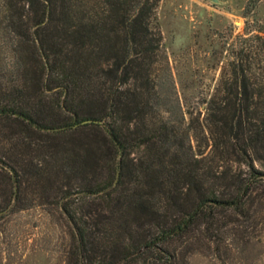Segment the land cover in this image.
<instances>
[{"label":"trees","instance_id":"obj_1","mask_svg":"<svg viewBox=\"0 0 264 264\" xmlns=\"http://www.w3.org/2000/svg\"><path fill=\"white\" fill-rule=\"evenodd\" d=\"M160 2L0 0V211L60 209L65 264H177L188 241L224 260L264 224L263 30L221 34L198 154L163 117Z\"/></svg>","mask_w":264,"mask_h":264},{"label":"rangeland","instance_id":"obj_2","mask_svg":"<svg viewBox=\"0 0 264 264\" xmlns=\"http://www.w3.org/2000/svg\"><path fill=\"white\" fill-rule=\"evenodd\" d=\"M246 4L247 0H161L157 9L163 35L161 67H169L175 84L173 99L179 107L174 114L163 111V117L176 120L177 125L184 120L183 129L198 154L211 150L205 117L219 78L218 60L227 57L221 34L228 38L243 33L248 20L254 29L261 27L264 36V0L248 18L244 17ZM217 52L223 55L217 57ZM159 75L160 80L166 79L164 71ZM31 198L29 194L26 203L0 211V264H65L70 242L66 216L43 201L29 205ZM177 264H264V224L244 242L232 243L231 255L224 260L188 241L179 247Z\"/></svg>","mask_w":264,"mask_h":264}]
</instances>
